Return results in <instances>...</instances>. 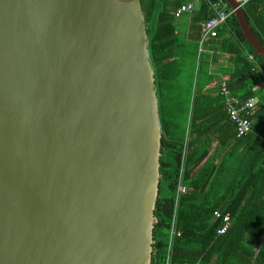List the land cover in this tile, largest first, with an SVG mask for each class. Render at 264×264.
Here are the masks:
<instances>
[{
    "label": "water",
    "instance_id": "obj_1",
    "mask_svg": "<svg viewBox=\"0 0 264 264\" xmlns=\"http://www.w3.org/2000/svg\"><path fill=\"white\" fill-rule=\"evenodd\" d=\"M160 156L140 0H0V264H151Z\"/></svg>",
    "mask_w": 264,
    "mask_h": 264
},
{
    "label": "trees",
    "instance_id": "obj_2",
    "mask_svg": "<svg viewBox=\"0 0 264 264\" xmlns=\"http://www.w3.org/2000/svg\"><path fill=\"white\" fill-rule=\"evenodd\" d=\"M140 2L161 127L151 264L167 260L182 157L181 235L172 240L170 264H264V57L254 54L233 13L198 56L203 22L214 15L209 3L176 16L181 0ZM241 8L264 46V0H247ZM220 75L240 103L256 98L247 134L237 136L226 113ZM216 212L230 215L223 234L217 233L222 222Z\"/></svg>",
    "mask_w": 264,
    "mask_h": 264
},
{
    "label": "built area",
    "instance_id": "obj_3",
    "mask_svg": "<svg viewBox=\"0 0 264 264\" xmlns=\"http://www.w3.org/2000/svg\"><path fill=\"white\" fill-rule=\"evenodd\" d=\"M205 1L209 3L214 11V15L203 22L201 33L198 39V56L202 53L205 48L203 45L210 38L216 35L217 28L225 23L229 15L233 13L232 10L225 8V3L222 0H182V3L175 10V15L179 16L181 13L191 14L196 5L200 2ZM238 5L241 7L247 0H236ZM252 55H249L251 58ZM219 84V93L224 96V104L226 108V113L229 118L236 124V134L237 136H242L247 134L251 130L250 120L248 114L253 108L256 98L250 97L245 102L240 103L235 97L228 95L227 85L224 77L220 78ZM183 157L180 163V170L177 179L175 199H174V208L173 214L171 216V221L169 225V235H168V244H167V257L165 264H170L169 256L171 252L172 240L174 237H179L181 235L180 229L177 227V218L176 211L178 206V200L180 195L186 190V187L182 184L181 180V171L183 168ZM215 216L221 218V226L218 227L217 233L223 234L230 227V215L228 213L221 214L219 212L215 213ZM186 264V263H184Z\"/></svg>",
    "mask_w": 264,
    "mask_h": 264
},
{
    "label": "crops",
    "instance_id": "obj_4",
    "mask_svg": "<svg viewBox=\"0 0 264 264\" xmlns=\"http://www.w3.org/2000/svg\"><path fill=\"white\" fill-rule=\"evenodd\" d=\"M222 1H223V2L225 3V5H226L225 8L231 10V8L229 7V5H228V3L226 2V0H222ZM181 3H182V0H181ZM196 8H198V4L196 5L195 9H196ZM195 9H194V10H195ZM188 15H190V14H188ZM206 20H207V19H206ZM221 77H224V76H223V75H220V78H221ZM224 79H225V78H224Z\"/></svg>",
    "mask_w": 264,
    "mask_h": 264
},
{
    "label": "rangeland",
    "instance_id": "obj_5",
    "mask_svg": "<svg viewBox=\"0 0 264 264\" xmlns=\"http://www.w3.org/2000/svg\"><path fill=\"white\" fill-rule=\"evenodd\" d=\"M178 19V18H177Z\"/></svg>",
    "mask_w": 264,
    "mask_h": 264
}]
</instances>
